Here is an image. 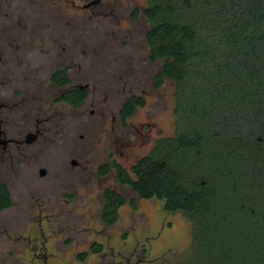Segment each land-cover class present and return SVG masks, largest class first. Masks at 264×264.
<instances>
[{
  "label": "rangeland",
  "instance_id": "rangeland-1",
  "mask_svg": "<svg viewBox=\"0 0 264 264\" xmlns=\"http://www.w3.org/2000/svg\"><path fill=\"white\" fill-rule=\"evenodd\" d=\"M27 2L29 7L23 0L21 8L29 31L12 30L11 36L19 35L27 41L24 45L31 46L29 57L33 66L42 69L45 83L60 62L74 58L72 72L78 82L89 81L95 103L88 102L85 113L80 110L79 123H57L32 145L26 163L0 177L10 182L14 201L0 211V264H30L32 252L21 237L39 235L41 214L47 249L54 255L49 264H106L101 256L89 253L81 261L78 254L88 251L93 240L107 237L116 250L126 253L137 242L138 256L143 247L149 249L148 260L140 264H225L219 253V259L212 261L208 249L193 241L191 222L181 211L165 212L158 199L140 198L130 186H118L115 175L100 178L98 174L109 153L130 169L159 139L175 131L174 82L166 79L155 85L162 61L149 56L150 22L143 13L149 0ZM130 95L142 97L145 103L123 122L119 111ZM73 157L81 161L76 169L69 161ZM40 167L47 168V176H39ZM107 186L136 202L135 207L128 202L120 208L113 226L101 219ZM217 240L218 247L223 239ZM227 252L221 254L231 261L232 251ZM240 261L235 264H248Z\"/></svg>",
  "mask_w": 264,
  "mask_h": 264
},
{
  "label": "trees",
  "instance_id": "trees-1",
  "mask_svg": "<svg viewBox=\"0 0 264 264\" xmlns=\"http://www.w3.org/2000/svg\"><path fill=\"white\" fill-rule=\"evenodd\" d=\"M143 13L149 56L162 61L155 85H175V131L131 170L115 163L103 172L111 167L140 198L181 211L212 261L219 253L225 264H264V0H149ZM53 80L65 84L68 76ZM144 103L128 98L122 119ZM103 196L107 224L122 205L136 206L112 189ZM11 202L0 183V209Z\"/></svg>",
  "mask_w": 264,
  "mask_h": 264
},
{
  "label": "flooded vegetation",
  "instance_id": "flooded-vegetation-1",
  "mask_svg": "<svg viewBox=\"0 0 264 264\" xmlns=\"http://www.w3.org/2000/svg\"><path fill=\"white\" fill-rule=\"evenodd\" d=\"M22 2L23 0L18 1V3H15V0H0V177L10 174L11 171L16 169L17 165L26 163L30 157L32 145L44 139L47 132L55 127L57 123H79L80 110L85 113V106L88 102L91 104L95 103L94 98H91L89 81L85 83L78 82L72 72L70 64L75 65L74 58L60 62V65L50 72L49 82L46 81L45 83L43 81L42 75L40 76L42 69L38 68V66H33L29 57L31 46L24 45L27 41L19 39V35L17 37L11 36L12 30H17L18 32L29 31V26L23 23ZM26 2L24 0V5L29 7ZM41 50H43L42 47ZM54 75L61 78L67 75L68 81L65 84H57L53 80ZM81 91L85 93V97L77 105L75 102L79 101ZM64 95H69L68 98L71 100L65 99ZM132 96L137 95H130L128 98ZM94 112L95 110L92 109L91 113L93 114ZM101 112H104V110ZM119 118L123 122L128 120L124 121L122 119L120 111ZM80 136L83 137V134ZM69 161L73 169L81 166V161L75 157L69 159ZM115 163L125 167L114 154L111 155L109 153L107 161L98 168L99 177L107 178L115 175L118 186L127 185L119 181L113 168L110 167L108 171L103 172V165L111 166V164ZM132 166L128 170H131ZM43 169L45 170L44 174L41 173ZM47 174V168L40 167L39 176L44 177ZM0 183L7 185L12 199L11 205L0 209L2 211L12 207L14 201L10 182L0 180ZM106 189H112L123 195L112 186L105 187L103 193ZM45 217L47 218L48 215H45ZM43 218L44 215L41 214L39 235L34 239L29 234L21 237L27 239V247L32 252L30 264H49L51 256L54 257L47 249L48 235L42 223ZM101 219L106 226H113L118 222L119 216L113 224H107L103 220L102 214ZM110 238L107 237L104 241L93 240L88 251L78 254V259L84 261L88 254L91 253L92 255L106 258V264H140L148 260L149 249L143 247L141 256H138L139 242L126 253V249L116 250L110 244ZM121 239L124 241L126 237L123 236ZM95 244L98 245V248H93ZM55 257L58 258V255H55Z\"/></svg>",
  "mask_w": 264,
  "mask_h": 264
},
{
  "label": "water",
  "instance_id": "water-1",
  "mask_svg": "<svg viewBox=\"0 0 264 264\" xmlns=\"http://www.w3.org/2000/svg\"><path fill=\"white\" fill-rule=\"evenodd\" d=\"M41 173L44 174V173H45V170L43 169V170L41 171Z\"/></svg>",
  "mask_w": 264,
  "mask_h": 264
}]
</instances>
